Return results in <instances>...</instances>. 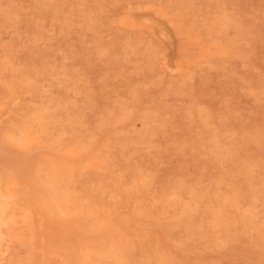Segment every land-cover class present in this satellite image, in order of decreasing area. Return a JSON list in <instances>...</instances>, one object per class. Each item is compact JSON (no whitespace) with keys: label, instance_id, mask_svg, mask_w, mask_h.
Returning a JSON list of instances; mask_svg holds the SVG:
<instances>
[{"label":"rangeland","instance_id":"1","mask_svg":"<svg viewBox=\"0 0 264 264\" xmlns=\"http://www.w3.org/2000/svg\"><path fill=\"white\" fill-rule=\"evenodd\" d=\"M0 145V264H264V0H0Z\"/></svg>","mask_w":264,"mask_h":264},{"label":"bare ground","instance_id":"2","mask_svg":"<svg viewBox=\"0 0 264 264\" xmlns=\"http://www.w3.org/2000/svg\"><path fill=\"white\" fill-rule=\"evenodd\" d=\"M125 13V12H124ZM135 13H137V12H135ZM158 13V12H157ZM141 14V13H140ZM134 15V14H133ZM142 15V14H141ZM138 18V17H137ZM150 18H152L151 17V15H150ZM122 20V19H121ZM124 20H125V18H124ZM141 20H142V18H141ZM157 23H158V21H156ZM146 23V22H145ZM120 24V23H119ZM153 25V24H152ZM160 25V24H159ZM161 26V25H160ZM156 27V26H155ZM157 28V27H156ZM162 28V27H161ZM160 28V29H161ZM158 30V29H157ZM158 32V31H157ZM162 32H163V30H162ZM161 33V32H160ZM166 33V32H165ZM158 37V36H157ZM169 37H170V35H169ZM172 38V37H171ZM173 44V43H172ZM169 46V45H168ZM174 47V46H173ZM170 48V47H169ZM170 49H172V48H170ZM178 50V49H177ZM197 50V49H196ZM180 58H181V56H180ZM183 58V57H182ZM181 58V59H182ZM188 59V58H187ZM183 60V59H182ZM189 61V60H188ZM170 62V61H169ZM180 62V61H179ZM182 62H184V61H182ZM182 62H180V63H182ZM174 65V64H173ZM196 119V118H195ZM195 121V120H194ZM19 139H20V137H19ZM25 142V141H24ZM0 146H2V145H0ZM7 148V147H6ZM0 149H2V147H0ZM7 151V150H6ZM0 152H1V150H0ZM34 152H36V151H34ZM40 152V151H39ZM43 152H45V151H43ZM9 153V152H8ZM31 153V152H30ZM3 154H7L6 152H5V150L4 151H2L1 153H0V155L3 157ZM33 154V153H32ZM29 155V154H28ZM28 155H27V157L26 158H28ZM57 155V154H56ZM55 155V156H56ZM17 157L16 158H19L18 157V155H16ZM60 156V155H59ZM21 157H25V156H21ZM31 157H33L32 155L30 156V158ZM60 157H58V159H59ZM25 159V158H24ZM29 159V158H28ZM61 159H63V158H61ZM1 160V159H0ZM19 160V159H18ZM26 160V159H25ZM25 160H23V161H25ZM11 161V160H10ZM9 161V162H10ZM1 162V161H0ZM8 162V163H9ZM2 163V162H1ZM72 163V162H71ZM11 164V163H10ZM9 164V165H10ZM55 164V163H54ZM1 165V164H0ZM3 165H4V163H3ZM7 165V164H6ZM6 165H4V166H0V168L1 167H6ZM11 166V165H10ZM10 166H7L6 168H9V169H11L10 168ZM26 166V165H25ZM57 167V166H56ZM26 168V167H25ZM29 171V170H28ZM64 172V171H63ZM1 182V181H0ZM22 185V184H21ZM39 185V184H38ZM24 186H25V184H24ZM27 187H28V185H27ZM27 189H29V188H27ZM25 191V190H24ZM28 191V190H27ZM26 191V192H27ZM7 194H9V191L7 192ZM7 194H5L4 196H0V199H2V200H0V225L3 223V221H4V217L5 216H7V215H10V212H9V208H10V206H11V203H12V198H13V196L12 195H7ZM25 196V195H24ZM21 200H22V198H20ZM19 199V200H20ZM23 201V200H22ZM31 201V200H30ZM32 202V201H31ZM14 203V202H13ZM24 203V202H23ZM23 203H22V205H20V206H23ZM26 203V202H25ZM16 205V204H15ZM34 205V204H33ZM36 208V207H35ZM31 211V210H30ZM29 211V212H30ZM33 213V212H32ZM36 218V217H35ZM9 219H11V218H9ZM39 219V218H38ZM40 220V219H39ZM143 221V220H142ZM41 222V221H40ZM41 224V223H40ZM38 225V224H37ZM99 235H101V234H99ZM1 237V236H0ZM43 238V237H42ZM41 238V239H42ZM161 242V241H160ZM40 249V248H39ZM38 249V250H39ZM42 253H44V251L42 252ZM45 257V256H44ZM44 260H42V262H43Z\"/></svg>","mask_w":264,"mask_h":264}]
</instances>
